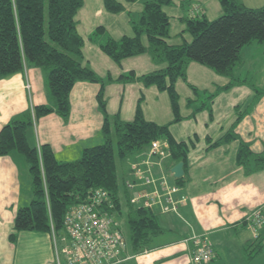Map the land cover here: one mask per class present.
<instances>
[{"label": "crops", "instance_id": "obj_1", "mask_svg": "<svg viewBox=\"0 0 264 264\" xmlns=\"http://www.w3.org/2000/svg\"><path fill=\"white\" fill-rule=\"evenodd\" d=\"M147 1L125 4L123 13L112 15L106 11L104 0H84L76 18L80 35L90 44L85 50L92 51L88 57L84 56V65L99 77L105 78L110 74L117 79L130 72L141 76L163 69L164 66L156 65L149 56L116 65L100 48L109 39L132 37L133 23L140 19ZM238 2L253 9L264 7V0ZM164 11L171 19L168 42L173 46L192 41V37L185 33V19L211 20L210 16L218 18L224 14L219 0H175ZM243 51L242 63L234 72V82H244L242 85L219 91L229 85L231 79L197 64L189 66L187 81L177 83L183 121L171 126V134L179 142H188L195 136L199 138L196 148L188 156L182 186L171 176L174 167L171 157L149 160L152 163L149 167L151 174L157 179L156 185L149 188L130 178L132 165L142 159L146 150L130 156L120 168V178L130 183L137 182L132 197L137 191L146 189L148 192L157 190L159 196H163L161 178L169 171V184L179 187L174 199L186 198L177 213H161L163 198L153 207L167 233L155 239L151 249L142 255H134L128 249L127 259L122 264H193V252L204 243L212 250V260L207 264H264V225L256 229L250 221L255 213L264 214V170L247 175L237 162L239 141L249 144L254 153L264 154V45L256 46L255 56L251 53L246 60ZM110 85L107 87V101L111 115L119 114L122 120L133 121L138 100L143 98V114L147 121L159 125L173 122L167 93L141 84ZM97 87L85 82L75 85L70 97L71 115L68 120L57 114L35 119L27 131L29 146L40 150L42 146L49 145L59 162L70 163L79 160L86 149L103 145L104 137L99 132L102 131L103 119L97 111ZM251 87L262 95H253ZM181 92L186 96L185 104ZM235 95L240 97H233ZM38 106L54 107L48 73L26 63L22 73L0 80V133L8 123L21 120ZM236 107L243 111L250 108L236 130L239 141L207 150V139L215 142L231 129L236 120ZM95 119L97 127L91 128ZM32 199V180L26 159L19 153L0 157V264H57L51 234L22 232L15 241L12 239L17 214L20 209L28 207ZM259 244H262L261 253L248 262L247 248H255Z\"/></svg>", "mask_w": 264, "mask_h": 264}, {"label": "trees", "instance_id": "obj_2", "mask_svg": "<svg viewBox=\"0 0 264 264\" xmlns=\"http://www.w3.org/2000/svg\"><path fill=\"white\" fill-rule=\"evenodd\" d=\"M175 0H149L144 3L141 17L133 23V36L120 40L109 39L101 51L116 65L141 56H149L163 69L137 75L134 72L114 79L110 74L99 77L84 65L85 40L78 31L77 14L84 0H0V80L22 73L26 63L48 73V85L54 107L38 106L21 120L8 123L0 133V157L21 154L27 161L32 180V202L19 210L14 223L15 241L22 232L59 235L71 208L89 203L97 191L107 196L103 209L117 219H125L129 230V250L134 255L148 252L155 239L167 233L158 214L149 208L134 207L128 180L120 178L117 161L148 148L153 142L166 140L174 166H187L190 152L199 138L188 142L176 141L171 126L183 121L180 108L179 81H187L191 64L205 66L220 76L231 79L219 91H228L244 82H234L235 68L242 63L241 53L254 43L264 45V7L248 8L238 0H219L223 16L214 21L206 18L184 20L190 43L173 46L171 19L164 11ZM136 0H104L106 11L119 15L125 4ZM103 33L102 29H98ZM97 33L96 36L99 34ZM146 40V44L145 41ZM100 85L98 108L103 116L104 144L83 151L79 160L63 163L56 159L49 145L40 150L31 148L27 131L35 119L57 114L68 120L71 114V93L77 83ZM141 84L167 93L174 116L173 122L159 125L147 121L141 98L133 121L125 122L120 115L111 116L105 96L106 86ZM257 97H260L256 91ZM250 108H235L236 120L228 132L213 142L207 139V150L239 141L236 130ZM116 144V145H115ZM238 165L247 175L264 170V154H256L249 144L239 141ZM182 186L184 178L175 180ZM183 204V203H182ZM264 216V214H262ZM262 251V244L247 248V261Z\"/></svg>", "mask_w": 264, "mask_h": 264}, {"label": "built area", "instance_id": "obj_3", "mask_svg": "<svg viewBox=\"0 0 264 264\" xmlns=\"http://www.w3.org/2000/svg\"><path fill=\"white\" fill-rule=\"evenodd\" d=\"M150 146L152 152L148 159L143 160L139 166H133L131 171L134 179L147 188L156 185L149 168L152 164L149 160L156 156H166L161 142H153ZM171 176L173 177L172 174ZM136 184V181L128 182V189L133 192ZM160 187L161 191L165 192L163 196H159L157 190L137 191L131 198V204L134 207L152 210L160 203L156 199L157 196L158 199L161 197L164 200L161 205L164 214L177 213L180 204L175 201L174 196L179 192V187L171 186L165 176L161 178ZM106 198L102 191H97L89 203L70 209L62 233L58 235L54 229L52 230L57 264H122L127 259L128 240L117 220L103 209ZM181 201L186 202V198H182ZM250 221L256 229L260 228L264 225V216L257 212ZM211 260L212 250L207 243L200 246L192 258L193 264H207Z\"/></svg>", "mask_w": 264, "mask_h": 264}, {"label": "rangeland", "instance_id": "obj_4", "mask_svg": "<svg viewBox=\"0 0 264 264\" xmlns=\"http://www.w3.org/2000/svg\"><path fill=\"white\" fill-rule=\"evenodd\" d=\"M241 3V2H240ZM245 6L246 7H248V8H251V6L250 5H247V4H245ZM222 8V7H221ZM218 17V16H217ZM210 18H211V20H209V21H214V20H217L218 18H220V17H218V18H216V16H210ZM84 40H85V47H86V45H87V47H89L90 46V44H89V42H88V40H86L85 38H84ZM145 42V44L147 43L146 42V40L144 41ZM190 43V42H189ZM105 44V43H104ZM256 46H259V44L258 43H254V44H252L251 46H248V47H245L244 48V51H243V56L245 57V60L249 57V55H251V53L253 54V56H255V54H256ZM85 47H84V49H83V54H84V56L86 55V57H88V55L90 54V53H92V51L90 50V53L88 52V51H86L85 50ZM101 48V47H100ZM103 53V52H102ZM104 54V53H103ZM105 55V54H104ZM106 56V55H105ZM107 57V56H106ZM138 58V57H137ZM85 61H86V59H85V57H84V63H85ZM127 61V60H126ZM197 65H199V64H197ZM238 67V66H237ZM256 70V69H255ZM235 71H238V68H235ZM244 72H245V69H244ZM244 77H245V75H244ZM115 79V78H114ZM243 79H245V78H243ZM113 85H118L117 83H112ZM94 85H96V86H98L97 88H98V93H99V91H100V85H98V84H94ZM109 86H112V85H110V84H108L107 86H106V90H105V96H106V100H107V87H109ZM253 88L251 87V90H252ZM252 92H253V95H257V93L254 91V90H252ZM97 93V94H98ZM181 95H182V102H183V104H185V99H186V96H185V94H184V92H181ZM233 97H240L239 95H235V96H233ZM141 99V98H140ZM139 99V100H140ZM139 100H138V102H139ZM96 102H97V106H98V101H97V95H96ZM120 102V101H119ZM138 105V104H137ZM142 105H143V102H142ZM107 106H108V101H107ZM117 107H119V103L117 104ZM108 108V107H107ZM137 109V108H136ZM142 110H143V108H142ZM97 111L101 114V112L99 111V108L97 107ZM109 112V111H108ZM110 114V113H109ZM71 115V114H70ZM111 115V114H110ZM118 115V114H117ZM101 116H102V114H101ZM111 116H113V115H111ZM101 119H103V116H102V118ZM123 121H125V120H123ZM126 122V121H125ZM103 123H104V120H103ZM166 125V124H165ZM91 128H94V127H97V121H96V119H95V122L94 123H92V125L90 126ZM102 127H103V124H102ZM4 128V127H3ZM99 132H102V131H99ZM159 142H161L162 143V145H163V151H164V153L166 154V156L165 157H162V156H156V157H159V158H161V159H165L166 157L168 158V157H170V152H169V150H168V143H167V141L166 140H159ZM202 144V143H201ZM116 145V144H115ZM146 150V151H145ZM145 150H143V151H145L144 153H143V156H142V159L138 162V163H136V164H134V165H132V167L133 166H139V164L143 161V160H146V159H148V157H149V155L151 154V152H152V148H151V146H149L148 148H146ZM153 158H155V157H153ZM128 159V158H127ZM127 159L124 161V162H120V161H117V165H118V169H119V174H120V168L122 167V166H124L125 164H126V162H127ZM152 159V158H151ZM168 172V174H166V175H164L165 177H169L170 176V172L169 171H167ZM130 178H132V180H134V177L132 176V173H130ZM154 180L157 182V179L156 178H154ZM158 202H162V200H161V197L157 200ZM140 208V207H139ZM160 210H161V213L163 214V215H165L163 212H162V210H163V208H162V206L160 207ZM113 218H114V220L116 219L114 216H112ZM117 220V219H116ZM162 222V221H161ZM120 224H121V229H122V232H123V234H124V236H125V238L128 240V237H129V230H128V226H127V223H126V221H125V219H121V222H120ZM129 241V240H128Z\"/></svg>", "mask_w": 264, "mask_h": 264}, {"label": "water", "instance_id": "obj_5", "mask_svg": "<svg viewBox=\"0 0 264 264\" xmlns=\"http://www.w3.org/2000/svg\"><path fill=\"white\" fill-rule=\"evenodd\" d=\"M171 174L175 180L182 179L184 176V163L181 162L174 166L171 170Z\"/></svg>", "mask_w": 264, "mask_h": 264}, {"label": "bare ground", "instance_id": "obj_6", "mask_svg": "<svg viewBox=\"0 0 264 264\" xmlns=\"http://www.w3.org/2000/svg\"><path fill=\"white\" fill-rule=\"evenodd\" d=\"M175 201H177V202H179V204H182V201L181 200H179V199H176ZM196 254V251L195 252H193V254H192V258L194 257V255Z\"/></svg>", "mask_w": 264, "mask_h": 264}]
</instances>
